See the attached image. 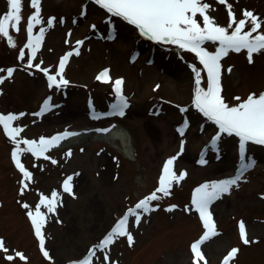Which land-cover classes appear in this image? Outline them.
I'll list each match as a JSON object with an SVG mask.
<instances>
[{
  "label": "rangeland",
  "instance_id": "obj_1",
  "mask_svg": "<svg viewBox=\"0 0 264 264\" xmlns=\"http://www.w3.org/2000/svg\"><path fill=\"white\" fill-rule=\"evenodd\" d=\"M205 2L211 6L207 14L217 25L228 27L231 5L237 21L244 18V11L253 12L261 23L258 33L264 34V0ZM7 11V0H0V16ZM34 11L31 0H22L18 30L9 27L14 46L0 36V115L18 117L11 126L23 129L16 137L19 147H27L23 140L38 143L41 137L81 129L103 131L116 123L130 135L134 160L85 134L75 144L49 148L43 156L21 152V163L32 173L21 194L24 178L12 159L17 145L0 125V240L9 250H0V264H79L90 250V264H193L191 245L205 231L192 205L193 194L201 185L233 178L241 165L239 138L220 133L213 146L218 126L193 105V68L200 71L201 87L207 88L203 65L193 52L142 36L134 25L111 16L94 0H41V23L34 25L33 36L40 28L45 32L33 67L28 68L27 18ZM196 19L203 26L199 14ZM250 27L246 24L244 30ZM77 41L83 43L77 45ZM202 46L215 52L219 43L206 41ZM77 50L79 55L65 62L63 77L68 84L50 88L47 76L35 65L56 75L60 59ZM220 63L221 95L229 106L240 102L235 97L245 100L249 94L264 92V51L254 53L251 63L246 50L230 51ZM9 68L14 69L11 77ZM104 69L109 70L107 83L96 79ZM116 79L123 80L122 95L128 104L123 116L113 114ZM46 99L49 110L36 115ZM172 156H177L173 170L177 175L184 172V179L173 182L168 196L157 193L160 198L149 203L154 210L136 209L138 223L135 216L128 217L132 245L126 237L117 236L106 248H97L128 209L155 192L164 163ZM245 157L244 162L250 158L254 166L209 205L219 235L201 245L207 264H223L232 248L239 251L229 264H264V145L249 142ZM68 176H73L74 195L62 188ZM53 191L59 201L55 212L40 206L46 217L42 232L49 257H45L28 212L35 213L41 198H51ZM241 221L251 241L248 244L240 238ZM16 252L25 259L16 257ZM8 254L13 261L5 259Z\"/></svg>",
  "mask_w": 264,
  "mask_h": 264
},
{
  "label": "snow or ice",
  "instance_id": "obj_2",
  "mask_svg": "<svg viewBox=\"0 0 264 264\" xmlns=\"http://www.w3.org/2000/svg\"><path fill=\"white\" fill-rule=\"evenodd\" d=\"M40 2L41 0H31V7L35 9V11L27 18L28 43L25 47L30 50L28 64L26 65L28 68L33 67L32 60L35 58L36 51L40 47L45 32L44 28H40L39 34L33 36L34 25L41 23ZM94 2L105 9L111 16L120 17L129 24L134 25L139 29L142 36L153 41L173 44L181 49L195 53L200 64L203 65L207 73V88L201 87L200 71L193 68L196 76L193 105L208 120L218 126L219 133L216 137H213V146L219 139L220 133H226L230 136L235 135L239 138L241 165L237 174L233 178L214 182L211 185H201L195 190L192 197V205L199 213L200 220L205 229L200 239L191 245L193 264H201L202 261L204 264H207L201 250V245L212 237L219 235L209 211V205L214 200L218 199L221 193H228L230 188L237 185V182L241 180L244 172L254 166V161L250 158H247V162H244L246 159V144L251 142L264 145V92L249 94L245 100H241L240 97H235L236 100L240 101L235 106H229L221 95V59L227 56L230 51L241 52V50H246L249 63H251L254 53L264 51V34L258 33V30L261 29L259 18L254 15L253 12L246 10L243 12L244 18L237 21L231 11V5H228L229 24L226 28L217 25L207 14L211 6L206 3L205 0H94ZM218 2L225 4L226 0H218ZM7 4L8 11L3 16H0V36L6 37L10 46H14L12 37L9 35V27L17 29L21 21L22 0H7ZM197 14L202 18L203 26L197 21ZM233 23L235 24L234 28ZM246 24L251 25L248 31L244 30ZM47 25L51 28L53 26V19H48ZM229 28H232L230 33L228 30ZM254 33L257 34L253 35ZM206 41L218 42L219 47L216 48L215 52H209L202 46ZM82 43L83 41H77V45ZM73 54L79 55V51L69 52L60 59L56 75H49V70L47 68L40 69L39 64L35 65L38 70H42L47 76L50 88L54 86L60 88L68 84V81L63 77V70L65 62L68 60L69 56ZM24 55V51L21 50L20 58H23ZM13 71L14 69L12 68L7 69V76L11 77ZM228 71H231V69H228ZM57 76H59V80H57ZM96 79L105 83L109 82V70H102L96 76ZM2 82L3 79L0 78V83ZM122 84V79H116L113 87L117 98V103L112 106L113 114H118L120 116L124 115V109L128 107L126 98L122 95ZM49 108L50 104L46 99L41 108V112L36 115L42 114L44 111L49 110ZM181 111L183 112L186 110L181 109ZM17 119V116L11 114L0 115V125L3 126L5 134L17 145L12 152V159L24 178L20 182L22 185L21 194H23V188L27 186L25 181H30L32 179V173L27 171L21 163V152H29L36 157L43 156L50 147L55 146L62 138L76 135V133L65 132L62 135H56L50 139L41 137L38 143L32 140H23L22 143L27 147L20 148L19 145L21 141L16 140V137L23 129L11 126V122ZM184 127H187V122H185ZM178 131L181 135L184 134V128H180ZM182 151L183 142H181V152ZM67 155H71V153L69 152ZM44 158L48 159L47 156H44ZM176 159L177 156H172L164 163L163 171L159 179V187L151 195L137 203L135 209H128L124 217L120 219L115 227H113L99 244L96 245L97 248H106L114 242V237L117 236L126 237L129 245H132L133 237L128 231V217L130 215L135 216L136 222L138 223L140 216L136 213V209H142L144 212L154 210L149 208V203L160 198L157 196V193L168 196L173 182L179 183L180 180L184 179V172H180L179 175H177L173 170V164ZM52 163H56V161L53 160ZM200 163H205V161L201 159ZM72 181L73 176H68L62 184L63 191L70 195H74ZM58 202V193L53 191L51 198H41L40 204L36 206L35 213L31 211L28 212L35 235L40 243L41 252L45 257H49V253L44 247V235L42 232L46 217L40 211V206L44 205L49 213H54ZM23 207L28 208V205L24 204ZM168 210L170 211L171 208ZM238 227L240 238L243 243H250L251 241L247 238L245 225L242 221L239 223ZM0 250L4 253H8L9 251L8 248L5 247V242L2 240H0ZM238 251L237 248H232L224 257L223 264H229V261L236 256ZM15 255L21 260L25 259L23 254L19 252H16ZM92 255L93 252L90 250L89 255L79 261V264H90ZM5 259L11 262L14 257L8 254L5 256ZM108 259L109 257L105 254V262H107Z\"/></svg>",
  "mask_w": 264,
  "mask_h": 264
},
{
  "label": "bare ground",
  "instance_id": "obj_3",
  "mask_svg": "<svg viewBox=\"0 0 264 264\" xmlns=\"http://www.w3.org/2000/svg\"><path fill=\"white\" fill-rule=\"evenodd\" d=\"M107 131L99 132L97 129H81L67 131L69 133H76V135H70L67 138H62L55 146L50 149H57L65 147L71 144L77 143L82 134L87 135L93 141H104L110 147L120 152L124 157L134 160V149L132 146L131 138L127 130L116 123H109L106 129ZM64 134V133H63ZM264 178V176H263Z\"/></svg>",
  "mask_w": 264,
  "mask_h": 264
}]
</instances>
